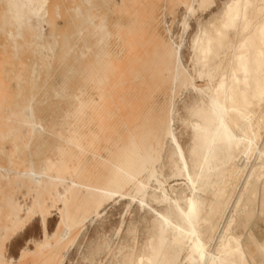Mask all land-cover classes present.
<instances>
[{
    "label": "rangeland",
    "instance_id": "1",
    "mask_svg": "<svg viewBox=\"0 0 264 264\" xmlns=\"http://www.w3.org/2000/svg\"><path fill=\"white\" fill-rule=\"evenodd\" d=\"M229 1L215 0L216 6L211 10H198L196 0L50 2L51 19L48 24L27 21V31L21 39L20 28L11 20L9 11L6 16L3 15L7 10L6 0H0V16H4L0 23V57L3 61H0V77L7 87L4 90L10 96L6 100L0 99V190L5 189L8 195L13 196L21 219L26 217L36 198L30 190L31 182L25 177L31 171L33 162L41 166L58 147L66 145L68 136L75 129L84 134L97 132L96 124L81 125V128L72 126L71 116L81 107L80 102L85 97L97 96L94 90L100 87L102 69L107 73L108 81L115 80L108 86L105 100L107 113L116 118L111 127L113 137L102 142L99 157L89 151L74 152V171L68 183L58 184L55 190L44 196V205L48 210L45 225L50 236L57 232L61 222L59 197L66 191L74 199L84 202L94 197V200L102 201L100 216L93 215L95 205H91L84 215L90 220L71 238L75 244L59 254L63 264H116L124 247L129 246L139 252L149 238L153 219L167 208L160 200L163 192L175 198L182 191H187L190 184L186 178H171L172 170L166 160L163 161L164 176L157 174L155 178H149V174L145 173L140 178L146 184L145 199L136 195L137 183L126 185L111 200L101 198L93 184L102 177H105V182L111 178L113 165L122 162L132 141L143 152L153 146L157 148L156 130L160 127V136L163 135V128L175 116L172 113L175 108L178 111L176 133L188 160L186 148L191 131L183 121H188L187 109L194 104L197 94L182 92L180 79L190 81L195 76L192 51L195 43L199 44L211 19ZM192 6L197 9L195 15L190 13ZM102 23L107 24L110 32L104 43L99 32ZM117 23L122 28L124 42L127 45L130 43V49L137 53L133 65L130 64V57L126 58L123 54ZM11 33L14 39L10 37ZM15 40L18 42L15 43ZM110 59L121 62L123 68H115ZM81 68L86 69L85 72H80ZM175 85L177 90L173 93ZM206 85V81L196 80L197 87ZM26 107L33 109L34 118L30 122L26 120ZM260 111H256L254 116V132H259L264 138V129L261 132L263 125L258 119L262 117ZM165 142L162 139L163 145ZM253 159H249V165L254 163ZM80 167L86 168L88 173L83 182H79L77 176ZM244 178L233 173V191L243 186ZM100 183L104 184V181ZM185 194L190 195V192ZM153 195L157 197L156 201ZM251 205L250 211H256V218L249 222L248 227L264 244V214L260 215L258 206ZM1 211L0 204V218L3 219ZM14 213L12 209L8 210V225L15 219ZM5 226L0 223V236H5ZM130 228L135 230L133 236L130 235ZM238 233L245 235L246 230L240 228ZM170 236L168 232V238ZM43 240L42 215L38 213L25 227L4 241L3 249H0V264H41V260L34 261L31 255L26 260L21 256L23 251H34L36 243ZM244 248L252 264H263L248 241H245ZM183 253L179 264H190L186 260L190 255L188 246Z\"/></svg>",
    "mask_w": 264,
    "mask_h": 264
},
{
    "label": "bare ground",
    "instance_id": "2",
    "mask_svg": "<svg viewBox=\"0 0 264 264\" xmlns=\"http://www.w3.org/2000/svg\"><path fill=\"white\" fill-rule=\"evenodd\" d=\"M50 2L6 0L7 10L3 15L6 16L9 11L11 20L20 28L19 34L23 39V34L27 31L25 30L27 21L29 23L43 21L48 24L51 16ZM196 3L198 10H211L216 6L215 0H196ZM196 12V7L192 6L190 13L195 15ZM3 15L0 16V23ZM116 28L123 54L126 58L130 57V64L133 65L137 53L130 49V43L127 45L124 42L119 23L116 24ZM205 30L201 41L199 44L195 43L192 50L195 76L190 81L181 78L179 84L182 92L193 91L197 94L196 101L187 109L188 121H183L188 124L186 127L191 131L190 143L186 148L188 160L176 133L175 120L178 111L174 107L175 111L172 110V113L174 112L175 116L163 128V138L159 133L160 127L156 130L157 148L153 146L143 152L136 142L132 141L122 162L113 165L110 179L105 182V177H102L95 184L91 181L94 189L100 192L101 198L111 200L120 194L126 185L137 183L135 193L145 199L146 184L145 181H140V178L145 173L149 174V178H155L157 174L164 176L163 161L166 160L172 170L171 178L185 177L190 184L189 187L186 186L190 195L185 194L187 191H182L173 198L163 192L160 200L167 208L165 212L157 213L153 219L149 238L139 252L129 246L124 247L116 264H179L182 262L180 260L185 254L183 252L186 246L190 255L185 258L190 264H252L244 248L245 241L255 248L259 260L264 264V244L248 227L249 222L256 218V211H250L251 203L254 207L258 206L260 215L264 214V138L259 132H254L253 123L256 111L258 113L260 109L259 114H262V117L258 119L263 125L261 132L263 131L264 0L226 2L222 10L209 22L208 30ZM99 32L101 41L106 42L110 36L106 23L99 26ZM10 37L14 39L13 33ZM17 42L15 40V43ZM110 60L118 70L123 68L118 60ZM0 61L3 63L2 57ZM85 70L81 68L80 72ZM101 72L100 87L94 90L97 96L87 94L88 97L80 102L81 107L73 113L72 121L70 120L72 126L76 128L96 124L98 131L84 134L75 129L70 136L67 135L66 145L58 147L41 166L34 164L33 160V167L25 177L31 182L30 190L35 193L36 198L24 219L20 217V210L16 209L13 196L8 195L5 189L0 190L3 217L0 218V223L6 224L5 236H0L1 250L4 241L12 233L25 227L36 214L41 213L44 240L36 243L34 251H23L21 259L26 260L31 255L34 261L41 260V264H63L59 254L75 244L71 238L90 220L89 216L84 215L88 213L91 205H95L93 215L100 216L99 211L102 207L100 199L88 198L84 202L74 199L70 192L66 191L59 197L62 205L61 222L57 232L50 236L45 225L48 210L44 205V196L55 190L58 184L68 183L74 171L72 164L74 152L89 151L95 157H99L102 142L113 137L111 127L116 118L107 113L105 100L107 88L115 80L108 81L104 69ZM197 79L206 81L207 85L197 87ZM165 83L164 81V85ZM6 88L0 77V99L6 100L10 97L4 90ZM176 90L177 85L172 92L176 93ZM24 111L26 120L30 122L34 118L33 109L26 107ZM162 139L166 140L164 145ZM249 159H253L254 163L249 165ZM233 173L245 177L244 184L238 191H233L232 188ZM87 174L86 168L80 167L77 175L79 182L85 181ZM102 180L104 184L100 183ZM153 198L157 200L154 195ZM140 203L143 204L144 201ZM9 209L15 212V219L8 225ZM240 228L246 230L245 235L238 233ZM134 234L135 230L131 229L130 235Z\"/></svg>",
    "mask_w": 264,
    "mask_h": 264
},
{
    "label": "crops",
    "instance_id": "3",
    "mask_svg": "<svg viewBox=\"0 0 264 264\" xmlns=\"http://www.w3.org/2000/svg\"><path fill=\"white\" fill-rule=\"evenodd\" d=\"M51 2H67L68 0H50ZM252 247V246H251Z\"/></svg>",
    "mask_w": 264,
    "mask_h": 264
}]
</instances>
